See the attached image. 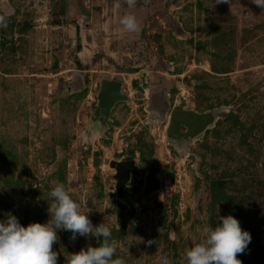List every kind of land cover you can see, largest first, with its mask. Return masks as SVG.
Wrapping results in <instances>:
<instances>
[{
    "label": "rangeland",
    "instance_id": "rangeland-1",
    "mask_svg": "<svg viewBox=\"0 0 264 264\" xmlns=\"http://www.w3.org/2000/svg\"><path fill=\"white\" fill-rule=\"evenodd\" d=\"M127 14L139 31L121 25ZM0 16V220L47 222L59 182L93 226H110L126 264H186L204 229L229 214L251 235L242 264H264V9L251 0H0ZM103 75L129 101L116 102L100 131ZM157 94L165 116L151 110ZM174 104L219 110L185 145L165 137ZM130 159L140 176L131 174L124 202L109 162ZM57 234V264L97 246Z\"/></svg>",
    "mask_w": 264,
    "mask_h": 264
},
{
    "label": "clouds",
    "instance_id": "clouds-1",
    "mask_svg": "<svg viewBox=\"0 0 264 264\" xmlns=\"http://www.w3.org/2000/svg\"><path fill=\"white\" fill-rule=\"evenodd\" d=\"M149 0H144L147 4ZM228 3L229 0H216V3ZM264 9V0H251ZM129 8H134L138 0H125ZM120 23L128 32L140 30L137 17L127 14ZM0 27H6L5 17L0 16ZM49 219L45 223L32 222L27 226L20 223L15 215L9 214L6 220H0V264H57L59 254L53 245L59 241L57 230L71 233V239L77 236L95 237L97 246L81 248L78 252L65 257L66 264H126L116 257L117 245L111 239L112 229L105 222L93 226L87 213L81 211V205L75 201L63 183H56L48 193ZM215 227L204 229V239L185 252L186 264H242L238 254H243L251 241L248 231L242 230L240 222L232 215L219 218ZM155 243L147 241V246ZM160 264H172L164 256Z\"/></svg>",
    "mask_w": 264,
    "mask_h": 264
},
{
    "label": "water",
    "instance_id": "water-1",
    "mask_svg": "<svg viewBox=\"0 0 264 264\" xmlns=\"http://www.w3.org/2000/svg\"><path fill=\"white\" fill-rule=\"evenodd\" d=\"M98 85L96 97L99 116L92 124L98 130L104 131L110 119V112L116 102L129 101V96L122 92L119 80L110 79L106 75L100 77ZM152 102L157 104L154 100ZM159 103L162 104L161 101ZM218 110L219 108H211L204 112H198L184 108L182 105H174L168 115L165 128L166 139L173 143L188 145L199 138L204 130L214 123ZM180 126H183L184 129L181 130ZM109 167L115 171L113 178L115 179L116 197L121 201H128L129 199L125 193L126 183L130 179L131 174L136 177L140 176L135 161L133 159L124 161L110 160Z\"/></svg>",
    "mask_w": 264,
    "mask_h": 264
},
{
    "label": "flooded vegetation",
    "instance_id": "flooded-vegetation-1",
    "mask_svg": "<svg viewBox=\"0 0 264 264\" xmlns=\"http://www.w3.org/2000/svg\"><path fill=\"white\" fill-rule=\"evenodd\" d=\"M163 96L161 95V94H157V95H155L153 98H152V101L154 100V102L156 101L157 102V104L156 103H154L153 104V102H151V106H152V111L155 113V114H157V115H159V116H165V113L167 112V110H166V108H167V104H166V102H165V100L162 98ZM159 99V100H158ZM158 100V101H157ZM159 101H161L162 102V104H160L159 103ZM174 105H177V104H174ZM173 105V106H174ZM172 106V107H173ZM162 107V108H161ZM172 107L170 108V111H171V109H172ZM158 109H159V111H158ZM169 111V112H170ZM168 115H169V113H168ZM167 115V116H168ZM167 120H168V118H167ZM180 128H181V130H183L184 129V127L183 126H180ZM134 175V174H133Z\"/></svg>",
    "mask_w": 264,
    "mask_h": 264
},
{
    "label": "trees",
    "instance_id": "trees-1",
    "mask_svg": "<svg viewBox=\"0 0 264 264\" xmlns=\"http://www.w3.org/2000/svg\"><path fill=\"white\" fill-rule=\"evenodd\" d=\"M75 29L77 30L78 29V26H75Z\"/></svg>",
    "mask_w": 264,
    "mask_h": 264
},
{
    "label": "bare ground",
    "instance_id": "bare-ground-1",
    "mask_svg": "<svg viewBox=\"0 0 264 264\" xmlns=\"http://www.w3.org/2000/svg\"><path fill=\"white\" fill-rule=\"evenodd\" d=\"M162 108V107H161ZM158 111H159V109H158Z\"/></svg>",
    "mask_w": 264,
    "mask_h": 264
}]
</instances>
